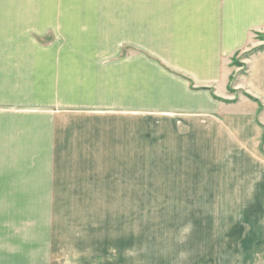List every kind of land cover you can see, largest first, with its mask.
<instances>
[{
  "label": "rangeland",
  "instance_id": "374dc122",
  "mask_svg": "<svg viewBox=\"0 0 264 264\" xmlns=\"http://www.w3.org/2000/svg\"><path fill=\"white\" fill-rule=\"evenodd\" d=\"M257 3L264 10L243 0V12ZM223 4L0 0V112L50 114L69 159L59 169L116 177L92 210L67 212L60 224L61 237L95 253L89 264H264V99L234 88L264 56V19L222 44L237 73L226 96L213 91L221 109L211 114L179 109L185 99L166 77L132 64L169 62L179 43L188 46L171 34L180 18L194 12L213 29ZM210 34L215 50L220 35ZM206 55L214 62V51Z\"/></svg>",
  "mask_w": 264,
  "mask_h": 264
},
{
  "label": "crops",
  "instance_id": "0c3cea01",
  "mask_svg": "<svg viewBox=\"0 0 264 264\" xmlns=\"http://www.w3.org/2000/svg\"><path fill=\"white\" fill-rule=\"evenodd\" d=\"M242 2L223 0L226 12L213 29L209 26L211 20L208 16L206 18L210 22L199 19L194 12L187 13V17L179 20L178 32L171 34L177 35L178 42L185 38L188 46L183 44L182 47L179 43L177 53L172 54L169 62H132L139 68L138 74L143 71L140 68L153 66L156 73L166 77L172 85L170 91L185 99L181 105L179 103V109L191 112L203 108L208 114L215 109L212 110L214 106L221 109L220 102L212 95L213 91L221 97L226 96L231 79L237 73L232 62L222 60L221 51L225 50L222 44L236 42L249 26L264 19V10L259 3L243 12ZM258 2L263 3L264 0ZM210 33L221 36L213 41L215 50L209 46L212 42L206 39ZM161 44L172 48L175 42L172 40V46H169L170 43L162 39ZM229 50L231 55L234 49ZM212 51L214 62H206V54ZM161 56L168 59L163 53ZM128 63L131 73L132 64ZM249 66L248 74L236 79L234 88L242 86L264 99V56L249 62ZM240 79H243L242 83H238ZM193 84L211 89L195 91ZM0 113L9 116L3 122L10 131L7 137L0 135V264H80L95 261V253L84 252L82 243L68 242L66 237L60 236V224L68 216L67 212L92 210L93 196H98L100 190H107L109 186L114 187L116 177L94 170H73L71 165L66 166L68 170L59 169L60 161L66 164L69 159L59 155L60 144L57 142L56 145L54 135L58 125L50 114ZM25 116H30V122L22 119ZM3 122H0V130ZM66 245L70 246L69 253Z\"/></svg>",
  "mask_w": 264,
  "mask_h": 264
}]
</instances>
